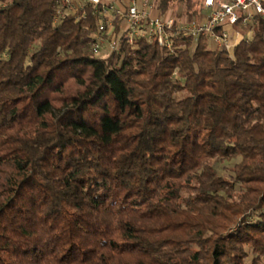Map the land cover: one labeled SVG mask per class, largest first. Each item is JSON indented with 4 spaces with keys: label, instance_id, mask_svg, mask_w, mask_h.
Instances as JSON below:
<instances>
[{
    "label": "trees",
    "instance_id": "16d2710c",
    "mask_svg": "<svg viewBox=\"0 0 264 264\" xmlns=\"http://www.w3.org/2000/svg\"><path fill=\"white\" fill-rule=\"evenodd\" d=\"M55 4L0 0V264H264L263 21L101 56Z\"/></svg>",
    "mask_w": 264,
    "mask_h": 264
},
{
    "label": "built area",
    "instance_id": "2783aa9c",
    "mask_svg": "<svg viewBox=\"0 0 264 264\" xmlns=\"http://www.w3.org/2000/svg\"><path fill=\"white\" fill-rule=\"evenodd\" d=\"M204 4L210 9L206 20L180 21L171 15H153L155 5L151 0H56L53 20L60 22L70 16L87 20L93 14L97 25L90 34V50L101 56L119 53L124 44L133 47L138 40L174 52V36L178 33L196 38L208 34L216 46L231 54L234 44L228 25H251L244 36L249 38L258 19L264 23V0H204ZM220 26L221 32L217 30Z\"/></svg>",
    "mask_w": 264,
    "mask_h": 264
},
{
    "label": "crops",
    "instance_id": "0c3cea01",
    "mask_svg": "<svg viewBox=\"0 0 264 264\" xmlns=\"http://www.w3.org/2000/svg\"><path fill=\"white\" fill-rule=\"evenodd\" d=\"M151 1L154 2V5H155L156 0H151ZM178 8L179 7H172L164 15H162L160 13L159 8L156 7V5H155V9L152 11V14L153 15H161V16L171 15V16L176 17L177 16V13H178ZM209 14H210V9L206 8L205 11H204V13H201V15H200V17H199L198 20H200V21L206 20ZM226 29L231 34V37H232V41H233L234 46L237 43H239L241 41V39L244 38V36H246L245 33L242 30H240L239 28H236L234 26L228 25L226 27Z\"/></svg>",
    "mask_w": 264,
    "mask_h": 264
},
{
    "label": "rangeland",
    "instance_id": "374dc122",
    "mask_svg": "<svg viewBox=\"0 0 264 264\" xmlns=\"http://www.w3.org/2000/svg\"><path fill=\"white\" fill-rule=\"evenodd\" d=\"M180 10H182V7L180 8ZM210 47L212 48L216 47V44L212 40L210 41Z\"/></svg>",
    "mask_w": 264,
    "mask_h": 264
}]
</instances>
